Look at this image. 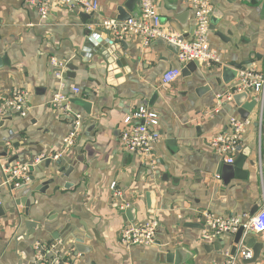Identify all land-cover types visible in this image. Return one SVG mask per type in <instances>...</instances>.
I'll return each instance as SVG.
<instances>
[{
  "label": "crops",
  "instance_id": "obj_1",
  "mask_svg": "<svg viewBox=\"0 0 264 264\" xmlns=\"http://www.w3.org/2000/svg\"><path fill=\"white\" fill-rule=\"evenodd\" d=\"M28 1L0 0V60L6 59L0 65V98L20 89L27 93L28 105L25 118L12 114L0 129V143H5L8 154L1 157L0 148L4 211L0 216V264H37L34 245L38 242L55 248L61 258L58 264H166L161 256L177 249L187 253L183 264H222L235 246V234L212 236L203 224V214L229 218L249 214L264 202V91L252 92L244 101L257 102L241 140L248 152L242 168L246 180L223 187L216 174L223 162L208 141L228 132L231 119L242 120L232 100L220 104L216 100L217 95L232 92L238 82L236 78L225 85L221 69L233 63L243 68L238 74H264V0H207L212 11L223 16L209 33L210 48L221 62L199 64L189 78L180 75L170 85L163 84L162 76L179 65L155 41L143 47L134 36L124 37L129 47L121 53L122 63L107 57L105 51L86 47L88 36L104 39L107 35L98 27H89L115 19L116 9L128 0H97L99 9L93 15L55 7L46 20L40 19ZM156 1L161 28L190 39L194 32L190 0ZM170 6L177 10L173 12ZM134 8L138 14L136 3ZM187 13L185 24L189 25L182 29L173 18ZM81 14L89 18L82 20ZM52 59L75 66L77 70L69 71L74 79H57ZM73 88L81 94L74 96ZM61 92L70 100L80 98L92 104L87 115L71 103L82 116L71 148H65L71 124L51 102ZM140 106L158 114L154 130L161 136L153 146V174L144 183H138L137 176L141 166L148 168L146 163L124 152L119 144L123 120ZM59 154L69 160L66 168L73 169L66 176L50 159ZM15 156L17 160L9 163ZM40 156L48 159L31 167L30 181L10 189L5 169L29 164ZM47 160L51 163L46 164ZM50 180L54 182L43 193L33 191ZM113 182L123 192V200L136 208L138 224L150 220L145 193L152 192L151 216L159 223L154 246L125 249L120 245V232L131 222L118 211L120 202L110 191ZM26 203L28 217L23 214ZM187 223L197 227L186 228ZM28 229L33 234L24 238ZM75 238L83 240L77 250ZM249 239L263 244L262 258L253 264H264V240L254 232L247 234L245 243ZM216 243L222 245L218 244L219 251L212 247Z\"/></svg>",
  "mask_w": 264,
  "mask_h": 264
},
{
  "label": "built area",
  "instance_id": "obj_2",
  "mask_svg": "<svg viewBox=\"0 0 264 264\" xmlns=\"http://www.w3.org/2000/svg\"><path fill=\"white\" fill-rule=\"evenodd\" d=\"M28 5L46 20L52 8L60 7L67 10H80L84 13L93 15L97 13L99 4L97 0H29ZM190 11L194 21V32L190 39L178 40V36L164 31L161 28L160 16L156 0H139V16L124 22L115 19H104L98 25H92L89 30L98 27L100 30L109 32L119 40L124 37L134 36L143 47H149L157 39H164L177 46L178 53L176 61L178 67L170 68L163 76L164 85L174 83L181 75V71L188 64L197 62L198 64L216 65L221 62L220 56L210 48V15L212 5L207 0H190ZM51 65L56 69L57 79H63V72L66 68L65 63L52 59ZM237 85L232 92L217 95L216 100L220 104L223 101H230L235 94L252 90L260 93L264 91V74L253 76L250 73L239 72ZM72 94H81L79 88H73ZM52 105L62 111V118L68 120L72 130L65 139V148L75 145L77 132L82 116L72 108L70 97L65 93H57L51 100ZM28 113L27 93L17 89L5 98H0V117L5 115H18L25 118ZM159 116L147 106H140L123 120V127L119 134V144L122 150L130 155L143 159L149 169L156 164L152 157L153 146L161 140V136L154 129L158 126ZM228 132L214 136L208 141L209 148L215 152L226 165H232L237 156L243 151L241 140L248 131L251 123L248 120L231 119ZM62 158V154L51 157L57 161ZM48 159L40 156L32 160L29 164H20L7 167L6 184L10 189L16 190L23 187L29 181V171L31 167ZM112 197L118 200V211L124 213L131 207L130 203L125 202L123 192L113 182L110 185ZM203 224L214 237L224 234H236L242 229V235L235 245V254L227 255L222 264H245L251 260L252 251L246 248L245 237L249 232L259 234L264 240V202L259 210L250 216L247 213L231 216L229 218L218 217L210 212H204ZM159 223L149 220L142 223H126L119 236V243L125 249L132 247H151L156 244ZM34 261L37 264H58L61 260L55 248H48L41 243L34 245Z\"/></svg>",
  "mask_w": 264,
  "mask_h": 264
},
{
  "label": "water",
  "instance_id": "obj_3",
  "mask_svg": "<svg viewBox=\"0 0 264 264\" xmlns=\"http://www.w3.org/2000/svg\"><path fill=\"white\" fill-rule=\"evenodd\" d=\"M138 5L139 8V0H128L125 4L119 6L116 9L117 15L115 17V20L119 21V22H124L126 20H129L131 18H137L139 16V10H138V14L134 13V4ZM173 12H175L177 10L176 7L174 6H170ZM80 17L82 18V20H87L89 18V16L87 14H81ZM222 14L214 9L211 12L210 15V31L214 32L216 29V26L219 25V22L221 21L222 18ZM185 18H188L189 20V15L188 13L186 15H179V16H175L173 18V22L177 23L178 25L181 26V28L185 29L188 27L187 24H185ZM194 31V28H193ZM106 38L104 39H100L97 36H88L87 42H86V47L87 49H90L92 47H94L93 52H106V56L107 57H111L112 60H114L117 63H122L119 62V60L121 59V53L122 52H126L127 48L129 47V43H127L125 40H119L116 37H114L113 35H111L110 33H106ZM219 36V34H217ZM112 36V38H110ZM185 35H181L178 36V40H182L184 39ZM155 45L157 46H161L164 47L167 51H169L170 53H172L175 57L178 53V48L176 45L165 41L164 39H157L154 42ZM119 46V47H118ZM6 59L5 57L3 59L0 60V65L5 62ZM199 64L197 62H192L190 64H188L185 68L182 69L181 71V77L182 78H189L191 76V74L196 70V68H198ZM70 70H77V68L71 64L66 65V68L63 72V78H66L68 80H72L75 77V74L69 72ZM238 71H243V68L241 67V65L238 64H233L230 63L228 65H226L224 68L221 69V79L222 82L225 85L230 84L231 82H233L238 75ZM254 92L252 90H247L245 92H242L240 94L234 95L232 97V101L234 103V105L238 108V114L240 116V118L242 120H246L249 113L253 110V108L256 105V100L252 99L250 102L245 103L244 101H246L248 99V97L250 96V94ZM71 103L75 106H79L82 108V110L85 112V114L90 115L91 114V108H92V104H90L89 102H86L85 100H82L80 98H73L71 100ZM11 120V115H5V116H1L0 117V129L3 128L4 124L6 121H10ZM13 148H18L17 145L12 146ZM0 148L2 149V154L1 157L6 158L7 157V149L5 148V143L2 142L0 143ZM248 156V152L247 150H243L241 152V155L237 157V159L235 160V162L232 165H226L224 163H220L218 169H217V176L220 177L223 187H227L229 186V184L236 180V181H242V180H246L247 178V173L244 172L242 170L243 168V164L245 162L246 157ZM17 160V157H13L9 163H12L14 161ZM69 160L67 158H62L60 160H57L55 162V164L59 167V171L60 173L64 174L65 176L68 175L67 173L71 172L73 169L72 168H66L65 164H68ZM51 163L50 160L46 161V164ZM76 165L77 163H73V165ZM74 165V166H75ZM73 166V167H74ZM153 174L152 169H148L145 166H141L139 171H138V176H137V182L138 183H144L145 179L144 178H151ZM31 181H33V179L31 178ZM177 180H175L174 182H176ZM54 182V180H50L48 182H44L40 187L34 189L33 191L35 192H40L43 193L44 189L47 188V186L49 184H52ZM29 192V195L33 192ZM1 189H0V193H1ZM155 193V192H153ZM172 193V192H171ZM145 199H146V208H147V213L150 215V220H154V217L151 216L153 214V201L152 199V192L148 191L145 193ZM25 210L23 212L24 216L28 217L29 215V203H26L24 205ZM261 207V203H258L250 212L249 215L253 216ZM4 215V211L3 208L0 204V216ZM135 216H136V208L133 206L129 209H127L124 212V220L125 221H129L131 223H135ZM29 224L32 222H28ZM28 224V225H29ZM186 228H195L197 227L195 224H190L187 223L185 224ZM28 228V227H27ZM69 229V228H68ZM242 229H240L236 234H235V239H234V243L235 245L238 244L241 235H242ZM67 232V230H66ZM29 234H33V231L31 229H28L27 234L24 236V238L28 237ZM76 242L74 244V248L77 250V248L79 247V245H81L83 243V240L81 238H75ZM218 244L220 243H216L214 246H212L216 251H219V249L221 248V246H219ZM209 247L208 249L212 248ZM246 248L247 249H251L252 251V258L249 261L244 262L245 264H253L255 263L259 258H262L261 255V250L263 249V244L261 243H255L254 240L249 239L246 243ZM235 253V246L231 248V255H234ZM186 256L187 253L185 252V250L183 249H177L175 250L173 253H168L165 254L164 256H161L162 260L166 263V264H183L184 261L186 260Z\"/></svg>",
  "mask_w": 264,
  "mask_h": 264
}]
</instances>
